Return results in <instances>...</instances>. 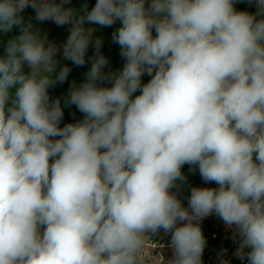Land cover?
Wrapping results in <instances>:
<instances>
[{"label": "clouds", "instance_id": "obj_1", "mask_svg": "<svg viewBox=\"0 0 264 264\" xmlns=\"http://www.w3.org/2000/svg\"><path fill=\"white\" fill-rule=\"evenodd\" d=\"M240 2L0 0V36L19 30L0 54V264H157L147 245L161 232L172 257L158 264H203L212 215L237 258L264 264V0ZM29 7L70 26L64 60L90 62L64 106L49 89L72 69ZM117 22L124 64L105 71L86 25ZM73 105L83 119L61 127ZM186 164L216 187H191L185 207Z\"/></svg>", "mask_w": 264, "mask_h": 264}, {"label": "trees", "instance_id": "obj_2", "mask_svg": "<svg viewBox=\"0 0 264 264\" xmlns=\"http://www.w3.org/2000/svg\"><path fill=\"white\" fill-rule=\"evenodd\" d=\"M96 0H71V3L69 5H66V7H72L77 10H80L84 7L85 4H87L88 9L90 10L91 7L94 6ZM236 8L238 10H245L250 13H254L256 11L255 6H250L246 0L245 2L237 3ZM25 18L32 17L33 23L36 25L37 28L41 30L43 34L47 35V38L51 42H58L61 40H64L65 36H68L69 33V25L65 26H57L52 22H37L34 19V11L30 7L25 10L23 13ZM121 25L119 22L114 24L111 27H105L101 28L98 25H86V27H93L95 29L93 39L100 38L103 41V46L101 49V52L103 55H105L109 59V65L105 68V71H118L122 69L124 60L120 56V47L118 44H114L112 42V33L119 28ZM19 30L14 29L12 32L8 33L6 36H0V54L3 53V49L5 47V44L9 38L12 36L18 35ZM155 34V33H154ZM94 53V48L90 45L87 57H91ZM86 57V59H87ZM67 64L69 67H71V72L69 75L68 80L60 85L57 84L56 89L54 92L52 91L50 94V97L52 99H56L57 97L61 98V103L63 105V97L67 94V91L73 81L76 82L77 85H79L84 79H85V73L87 72L88 68L90 67V62L86 63L82 67H77L71 63V61L64 60L63 58L60 60V65L63 66ZM151 77L148 75H145L142 78V81L144 83H147L148 80ZM139 94V93H136ZM135 95V94H134ZM83 119V114L80 113L76 107L73 106H67L64 107V118L61 122V127H63L67 123H75L79 120ZM189 165H184L182 171L184 175L187 177V182L184 184H181L179 181L177 182L178 187L180 189L179 196L182 199V202L186 205L187 204V196L190 195V189L191 187H203L205 186V182L201 179L198 170L195 172L190 171ZM208 187H216L214 183H208ZM172 191H177V189H172ZM206 226H208L210 223L205 222ZM216 242L212 240H207L206 248H209L211 246H215Z\"/></svg>", "mask_w": 264, "mask_h": 264}, {"label": "built area", "instance_id": "obj_3", "mask_svg": "<svg viewBox=\"0 0 264 264\" xmlns=\"http://www.w3.org/2000/svg\"><path fill=\"white\" fill-rule=\"evenodd\" d=\"M188 197L189 195L187 196V204ZM187 204H184V206L186 207ZM205 222V219L201 222L204 236L206 240L215 241L216 245L209 248L205 247L204 253L202 255L203 264H220L221 259L230 261V259L235 255L234 253L239 243L238 240H233L232 230L227 227L215 229L214 227L206 226ZM152 238L159 242V246L157 243L149 241L147 245V252L150 259L156 260L157 264L162 258L167 261V258L169 257L167 253L171 251V248L167 246L170 241V235H165L163 232H161ZM158 255L162 257H159ZM234 258L235 264H247L246 260L241 261L236 256Z\"/></svg>", "mask_w": 264, "mask_h": 264}, {"label": "crops", "instance_id": "obj_4", "mask_svg": "<svg viewBox=\"0 0 264 264\" xmlns=\"http://www.w3.org/2000/svg\"><path fill=\"white\" fill-rule=\"evenodd\" d=\"M69 36V35H68ZM68 36H65V40H67V38H68ZM213 217V215L212 216H209V217H207V218H205V220H206V222H208V223H210L208 226L209 227H214L215 229H219V228H223V227H226L225 225H223V224H221V223H219L214 217ZM167 255L169 256L168 258H167V260H169V259H171V257H172V250L171 251H169L168 253H167ZM235 255L230 259V262H231V264H235Z\"/></svg>", "mask_w": 264, "mask_h": 264}, {"label": "rangeland", "instance_id": "obj_5", "mask_svg": "<svg viewBox=\"0 0 264 264\" xmlns=\"http://www.w3.org/2000/svg\"><path fill=\"white\" fill-rule=\"evenodd\" d=\"M65 42H66V40L64 39V40H61V41H58V42L55 43V44L57 45L58 52H57V54H56V56H55L54 58L57 59V60H59V61L63 58L62 53H63V45L65 44ZM25 70H27V69H25ZM56 86H57V85H56ZM56 86L53 87V88H50V89H49V94H51L52 91L54 92V90L56 89ZM205 187H208V184H205ZM213 217H214L219 223H221V224L224 225V223H223L218 217H216L215 215H213ZM213 217H212V218H213Z\"/></svg>", "mask_w": 264, "mask_h": 264}]
</instances>
